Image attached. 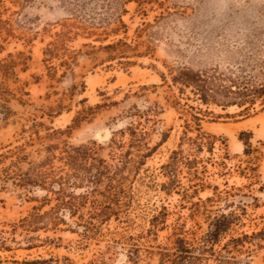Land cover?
I'll return each mask as SVG.
<instances>
[{"label":"rangeland","instance_id":"obj_1","mask_svg":"<svg viewBox=\"0 0 264 264\" xmlns=\"http://www.w3.org/2000/svg\"><path fill=\"white\" fill-rule=\"evenodd\" d=\"M184 250L264 264V0H0V264Z\"/></svg>","mask_w":264,"mask_h":264},{"label":"trees","instance_id":"obj_2","mask_svg":"<svg viewBox=\"0 0 264 264\" xmlns=\"http://www.w3.org/2000/svg\"><path fill=\"white\" fill-rule=\"evenodd\" d=\"M222 232V230L220 229H215L212 230L210 233L211 239L216 240L219 237V234ZM209 234V233H208ZM182 242V240L177 239L175 240L174 244L177 247V249L181 250V248H179V244ZM190 253H188V250H184V252L178 256L175 257V259H173L172 261L169 262V264H192L191 262L195 259L193 256L189 255ZM160 264H165L164 261H161Z\"/></svg>","mask_w":264,"mask_h":264}]
</instances>
